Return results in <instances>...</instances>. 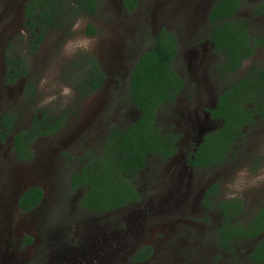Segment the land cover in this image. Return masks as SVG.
Masks as SVG:
<instances>
[{
    "label": "rangeland",
    "instance_id": "374dc122",
    "mask_svg": "<svg viewBox=\"0 0 264 264\" xmlns=\"http://www.w3.org/2000/svg\"><path fill=\"white\" fill-rule=\"evenodd\" d=\"M27 1L0 0V122L6 114L17 116L15 134L31 127L35 108L57 115L66 111L69 117L55 135L31 143L29 161L16 157L13 135L5 141L0 137V264H254L248 254L256 240L224 249L216 238L221 212L203 201L208 187L217 183L219 199L243 200L239 219L246 223L264 205V181L235 197L225 188L240 169L247 170L249 180L264 177V122L247 131L235 147L239 156L226 163L196 169L187 158L204 134L220 125L208 111L219 94L255 66H264V45L237 74L222 76L223 57L214 53L208 37V14L216 0H139L133 12L123 0H101L95 15L78 18L85 20L80 30L56 26L32 52L25 28ZM259 1L242 0L238 16L249 19L252 31L264 36V16L253 13ZM89 23L96 25L97 34L86 33ZM162 28L178 38L173 64L185 80L177 100L158 114L162 129L177 136L178 152L169 160L149 159L136 179L141 200L107 213L85 209L80 202L85 191H72L70 178L87 153L100 154L114 126L127 128L140 116L129 95L130 73ZM81 36L95 38V50L65 56L64 43ZM11 42L13 53L28 59L34 98L24 94L29 78L6 83L4 55ZM89 57L97 60L107 80L84 98L72 80L84 68L73 71L69 64H84ZM33 187L44 189L43 200L36 209L23 211L19 198ZM28 237L33 241L27 243ZM145 247L153 249L152 255L134 261V254Z\"/></svg>",
    "mask_w": 264,
    "mask_h": 264
},
{
    "label": "trees",
    "instance_id": "16d2710c",
    "mask_svg": "<svg viewBox=\"0 0 264 264\" xmlns=\"http://www.w3.org/2000/svg\"><path fill=\"white\" fill-rule=\"evenodd\" d=\"M101 0H28L25 4V28L29 34V47L37 51L52 28L71 27L74 21L84 15H95ZM242 0H216L210 8L208 22L211 25L209 39L214 53L223 57L219 65L222 76L235 75L245 61L251 59L259 47L264 45V36L252 31L250 20L238 16ZM123 5L133 12L139 0H123ZM255 16H264V0L253 10ZM94 23H89L86 33L97 34ZM69 33V32H68ZM149 35V33H148ZM151 36V35H149ZM149 46L133 64L129 80V95L140 116L127 128L114 126L104 139L100 154L87 153L82 159L80 170L70 178L72 191L84 189L81 205L88 210L107 213L125 207L142 199L136 179L146 168L151 157L169 160L178 152V138L162 129L158 122L159 111L173 104L185 89V80L175 70L174 61L178 55V38L167 28L160 29L151 37ZM11 42L5 51L7 84H15L29 78L28 59L13 53ZM70 69H82L74 73L72 80L79 97L88 98L102 88L107 74L97 60L89 57L84 64L72 60ZM24 94L30 98L36 95V85L29 78ZM209 114L220 125L204 134L194 151L188 155L190 166L211 168L239 156L235 147L244 139L247 131L264 122V66H255L244 77L239 78L218 96L216 105ZM69 117L66 111L57 115L52 111L34 109L31 127L14 130L18 117L6 114L1 119L0 137L5 141L13 135L16 157L29 161L33 157L31 143L38 137L55 135ZM259 166H255L256 171ZM217 183L208 187L204 205L221 212V226L216 230L217 242L224 249L232 251L237 242L256 240L248 254L254 264H264V205L246 223L239 217L245 209L242 199L221 200L216 196ZM44 189L33 187L24 192L18 201L20 209L30 211L42 202ZM32 237L26 239L27 243ZM153 249L145 247L137 252L133 260L138 262L149 258Z\"/></svg>",
    "mask_w": 264,
    "mask_h": 264
},
{
    "label": "clouds",
    "instance_id": "9594fccd",
    "mask_svg": "<svg viewBox=\"0 0 264 264\" xmlns=\"http://www.w3.org/2000/svg\"><path fill=\"white\" fill-rule=\"evenodd\" d=\"M85 23V20L78 19L73 24V31L80 30ZM97 41L93 37L81 36L76 39L67 40L63 47L62 52L65 56L71 57L77 53H91L95 50ZM67 91V90H66ZM261 181H264V177H257L255 180L248 179V172L246 169H240L235 174V177L225 184V188L228 194L232 197L250 189L258 188L261 186Z\"/></svg>",
    "mask_w": 264,
    "mask_h": 264
},
{
    "label": "flooded vegetation",
    "instance_id": "af4514ba",
    "mask_svg": "<svg viewBox=\"0 0 264 264\" xmlns=\"http://www.w3.org/2000/svg\"><path fill=\"white\" fill-rule=\"evenodd\" d=\"M187 159H188V158H187ZM189 166H190V165H189ZM191 167H192V166H191ZM193 168H194V167H193ZM114 211H115V210H114ZM240 242H241V241H240ZM237 243H238V242H237ZM235 244H236V243H235ZM235 244H234V245H235ZM138 252H139V251H138ZM135 254H136V253H135ZM135 254H134V255H135Z\"/></svg>",
    "mask_w": 264,
    "mask_h": 264
}]
</instances>
